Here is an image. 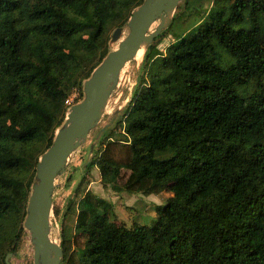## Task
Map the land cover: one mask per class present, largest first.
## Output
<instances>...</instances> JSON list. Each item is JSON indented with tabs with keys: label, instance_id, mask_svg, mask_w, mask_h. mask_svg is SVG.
I'll return each mask as SVG.
<instances>
[{
	"label": "trees",
	"instance_id": "16d2710c",
	"mask_svg": "<svg viewBox=\"0 0 264 264\" xmlns=\"http://www.w3.org/2000/svg\"><path fill=\"white\" fill-rule=\"evenodd\" d=\"M143 2L0 0V264L27 231L70 92L83 100L112 32ZM182 4L153 39L173 41L144 52L146 76L116 122L123 139L110 132L86 165L104 186L171 195L152 226L131 227L91 191L68 199L59 264H264V0Z\"/></svg>",
	"mask_w": 264,
	"mask_h": 264
},
{
	"label": "rangeland",
	"instance_id": "374dc122",
	"mask_svg": "<svg viewBox=\"0 0 264 264\" xmlns=\"http://www.w3.org/2000/svg\"><path fill=\"white\" fill-rule=\"evenodd\" d=\"M179 4V9H176L174 14L182 18L185 17L182 1ZM188 22L185 21L183 24H188ZM158 25L159 20L157 19L150 31L153 32ZM179 27V20H176L172 30L176 29L177 31ZM122 30L121 39L123 40L128 35L129 28L124 26ZM172 41V32L169 30L160 39L153 41L151 45L160 53H163ZM117 43L110 44V48L116 49L118 47ZM144 68V54L140 61L129 60L122 67L118 79L111 84V88L107 94V104L100 114L99 119L88 131L84 141L72 151L66 165L57 174L51 191L53 208L48 229L49 236L54 242L58 243V236L62 227L69 224V217H64L68 199L72 198L78 201L87 191H91L98 197L111 202L116 214L115 221L127 227H131L134 224L152 226L156 218L157 207L163 205L171 195L167 191H160L149 195L131 194L126 192L118 183L114 186H104L100 181L98 168L95 166L91 169L86 168V165L96 155L98 156L103 145L101 142L110 132H113L112 135L115 138L123 139L119 136V133L121 134L123 132V127L116 122L122 121V114L126 111L136 89L139 87L141 78L146 76ZM79 96V91L73 89L65 105L70 107V105L75 104L79 101ZM66 124L67 121L61 128L65 127ZM94 151L96 152L95 156L93 155ZM77 186L78 192H75ZM35 251L36 246L34 240L29 232L26 231L21 236L17 250L9 258V262L10 264H35Z\"/></svg>",
	"mask_w": 264,
	"mask_h": 264
},
{
	"label": "water",
	"instance_id": "95a60500",
	"mask_svg": "<svg viewBox=\"0 0 264 264\" xmlns=\"http://www.w3.org/2000/svg\"><path fill=\"white\" fill-rule=\"evenodd\" d=\"M171 1L174 0H144L143 4L133 10L129 18L128 35L122 40V28H116L112 32L110 44L121 40L120 44L106 55L90 78L84 82L83 100L69 107L64 122L67 121L66 126L63 128L61 126L56 131L52 145L41 155L36 166V175L24 222L36 246L35 264H59L62 257L58 243L50 238L48 232L53 208L51 191L57 174L66 165L72 151L84 141L81 142V137L87 125L92 117L99 113L101 102L104 97H107L111 84L118 79L120 70L138 51L157 15ZM181 1L183 0H177L175 10ZM169 22L156 32L150 44ZM11 256V253L5 256V264H10Z\"/></svg>",
	"mask_w": 264,
	"mask_h": 264
},
{
	"label": "bare ground",
	"instance_id": "6f19581e",
	"mask_svg": "<svg viewBox=\"0 0 264 264\" xmlns=\"http://www.w3.org/2000/svg\"><path fill=\"white\" fill-rule=\"evenodd\" d=\"M176 3H177V0H174V1H171V2H169V3H167L165 5L164 9L157 15V17L155 19V21L157 19L159 20V25L157 26V28L153 32H151L150 29H151L152 25L155 23V21L153 22V24L151 25V27H150L147 35H146V38H145L144 42L142 43V45L140 46L138 51L133 55V57L130 60H135L137 62L140 61V59L142 58V56H143V54H144V52L146 50V47L151 42L152 37L156 34V32L159 29H161L164 25H166L170 21L172 15L174 13ZM120 42H121V40L117 43V45H119ZM106 104H107V97H104V99L101 102V109H100L99 113L94 115L92 117L90 123L87 125L86 131H85L83 137H81V142L86 137L88 131L94 126V124L99 119L100 114L102 113V111L105 108Z\"/></svg>",
	"mask_w": 264,
	"mask_h": 264
},
{
	"label": "built area",
	"instance_id": "2783aa9c",
	"mask_svg": "<svg viewBox=\"0 0 264 264\" xmlns=\"http://www.w3.org/2000/svg\"><path fill=\"white\" fill-rule=\"evenodd\" d=\"M67 101V100H66ZM73 105V104H72ZM71 106V105H70Z\"/></svg>",
	"mask_w": 264,
	"mask_h": 264
}]
</instances>
